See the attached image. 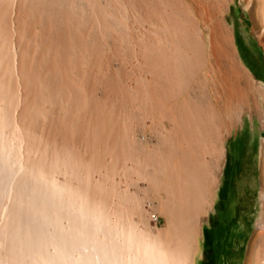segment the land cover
<instances>
[{
    "label": "rangeland",
    "instance_id": "374dc122",
    "mask_svg": "<svg viewBox=\"0 0 264 264\" xmlns=\"http://www.w3.org/2000/svg\"><path fill=\"white\" fill-rule=\"evenodd\" d=\"M263 2L0 0V148L20 165L0 195V264L52 261V248L32 256L11 233L34 185L58 207L53 224L72 233L76 216L75 231H87L76 254L106 242L139 259L145 250L175 264H247L264 227V130L258 165L241 149L250 108L264 106ZM215 24L238 67L232 90L210 43ZM219 178L220 232L205 209Z\"/></svg>",
    "mask_w": 264,
    "mask_h": 264
},
{
    "label": "bare ground",
    "instance_id": "6f19581e",
    "mask_svg": "<svg viewBox=\"0 0 264 264\" xmlns=\"http://www.w3.org/2000/svg\"><path fill=\"white\" fill-rule=\"evenodd\" d=\"M164 3V2H163ZM264 3V2H263ZM17 4V3H16ZM10 6V5H9ZM264 11V10H263ZM29 12V11H28ZM5 15V14H4ZM13 17V16H12ZM263 19H264V12H263ZM190 23V22H189ZM207 23V22H206ZM205 23V24H206ZM15 24V23H14ZM195 24V23H194ZM208 25V23H207ZM16 26V25H14ZM209 26H210V23H209ZM176 27V26H175ZM207 27V26H205ZM210 28V27H208ZM219 25H214L213 28H210L213 36L211 38V46L215 49L217 55L220 57L219 60H221V80H223V83H227L228 85H224L226 86L229 90H232V88H234L236 86V83H237V79L236 78V75H237V69L238 67L236 66L235 62H233L231 60V56H233V51L229 45L230 42H228V39H227V36L225 34L226 30L225 28L223 27V25L221 24V33L219 31ZM180 29V28H179ZM192 30V29H191ZM179 31V30H178ZM185 31V30H184ZM16 32V31H15ZM21 32V31H20ZM190 32V31H188ZM196 33V32H195ZM187 34V33H186ZM190 34V33H189ZM210 34V35H212ZM2 35V34H1ZM194 36H197L196 34H194ZM173 37V36H172ZM97 41H99L97 39ZM174 45V44H173ZM194 47V45L192 46ZM49 48V47H48ZM181 48V47H180ZM200 48V47H199ZM212 48V49H213ZM50 49V48H49ZM192 49V48H191ZM201 49V48H200ZM200 49H198L200 51ZM140 52V51H139ZM183 52V51H182ZM52 54V53H51ZM178 54V53H177ZM190 54V53H189ZM197 54L199 55V53L197 52ZM214 54V53H213ZM15 55V54H14ZM18 55V54H17ZM174 55V54H172ZM185 55V54H184ZM181 57V56H180ZM189 58V57H188ZM193 60V59H192ZM1 63V62H0ZM217 64V63H216ZM150 65V64H149ZM218 65V64H217ZM159 66V65H158ZM220 66V65H219ZM165 70V69H164ZM178 70V69H177ZM152 71V70H151ZM180 71V70H179ZM186 73V72H185ZM217 75V74H216ZM147 79V78H146ZM181 79V78H180ZM149 83V82H148ZM147 86V85H146ZM150 86V85H149ZM222 86V85H221ZM223 87V86H222ZM228 91V90H227ZM229 92V91H228ZM177 96V95H176ZM197 96V95H196ZM159 99V98H158ZM231 100V99H230ZM109 102V101H108ZM143 103V102H142ZM232 103V102H231ZM166 104V103H164ZM162 105V104H161ZM164 106V105H163ZM142 107V105H141ZM166 107V106H165ZM200 108V107H199ZM228 108V107H227ZM201 109V108H200ZM203 110V109H202ZM205 110V109H204ZM217 112V111H216ZM190 114V113H189ZM205 114V113H204ZM199 116V115H198ZM201 116V115H200ZM207 116V114H206ZM190 117V116H189ZM171 118V117H170ZM206 118V117H205ZM230 120V119H229ZM233 120V119H232ZM210 122V121H209ZM215 124V122H214ZM208 125V124H207ZM210 127H211V124H209ZM201 126V125H200ZM200 128V127H199ZM194 129V128H193ZM190 131V130H189ZM213 132V130H212ZM209 134V133H208ZM188 136V135H187ZM193 136V135H192ZM196 136V135H195ZM194 136V137H195ZM191 137V135H190ZM6 140V139H5ZM197 141V140H196ZM202 155V154H201ZM194 162V161H193ZM196 162V161H195ZM19 163V162H18ZM18 163L13 160L11 158V155H10V152L9 150H6L5 148L1 147L0 148V195L3 193V192H7L8 190V187L9 186H12L13 182H14V178L15 176L17 175V173L19 172L20 170V165H18ZM23 169V168H22ZM21 169V171H22ZM26 183V182H25ZM31 184V183H30ZM40 185V184H39ZM26 190V189H25ZM28 190V189H27ZM22 191V189H21ZM25 193V191H23ZM22 192V194H23ZM28 193V197L26 198L27 199V209H25V211H27V214H26V217L22 218L23 216H19L20 219H13V229L11 231L12 235L18 240L17 243L19 244H16V247H19L20 250L23 249L25 247H27L28 249H32L34 253L36 250H35V247L39 248V251L44 249L45 251L48 250V252L50 251V249L52 248V251H51V254H48L50 257H52V261L55 260H58L62 257L68 259V261L70 260L71 261V264H79L81 262V260H84L83 257H91L90 258V261H87L84 262L82 261V263L84 262V264H175V261L174 262H171L170 261V257L169 255L167 254H160L159 253V256L157 257L158 259H156L155 257V253L152 252H146L145 254V250L144 251V255L141 257L140 256V259L139 257H135V256H126V260H123L122 259V256L123 255H119V254H115L114 251L116 250L114 249V251L112 252L111 250H113V247H109V249L107 250L106 248L110 245L109 243H98L95 242L96 244H94V246H92L93 248L95 246H98V249L97 251H95L93 249V252L90 251V253L86 254H81L78 253L76 254L74 250H78L76 249V245L78 246V241H84V235L83 233L85 232L83 229L82 231H75V229H77L76 225H77V221H76V216H75V219L73 218L72 219V222L71 219H69L70 221H68L69 223H67V225L69 226L68 229H70L71 227L74 228L72 233L70 231L67 230V233L61 229H59L60 227V223L59 224H53L50 218V213H49V210L48 209H52V208H58L56 206V203H55V206L53 205L54 201H50L52 198V196H49L47 195L46 193H44L42 191V189H39L37 186H31L29 188V191H27ZM3 195V194H2ZM25 195V194H24ZM23 195V198L24 197ZM22 197V196H21ZM20 197V198H21ZM78 200V199H77ZM25 201V199H24ZM56 201V200H55ZM52 202V203H51ZM8 204V203H7ZM15 204V203H14ZM26 204V203H25ZM5 205V204H4ZM2 206V208L4 209H7V206ZM9 205V204H8ZM11 205V204H10ZM264 205V203H263ZM16 206V205H14ZM17 207H20V205H18ZM22 207V206H21ZM10 209V210H9ZM13 208H9L8 207V212L11 211ZM19 210L18 211H22L23 209L21 208H18ZM15 210V209H13ZM53 210V209H52ZM51 210V211H52ZM3 211V209H2ZM264 211V209H263ZM8 212L6 214H8ZM62 212V211H61ZM87 212V211H86ZM19 213V212H18ZM22 213H24L22 211ZM54 214V212H52ZM74 213H76L74 211ZM3 214V213H2ZM20 214V213H19ZM5 215V214H4ZM4 215H1L2 217H5ZM10 215V213H9ZM17 214H15L16 216ZM52 215V214H51ZM61 215V214H60ZM81 215H84V214H81ZM14 216V215H12ZM25 216V215H24ZM52 217V216H51ZM55 217V215L53 216ZM57 219L59 218L58 215H56ZM83 217V216H81ZM87 217V216H86ZM264 217V216H263ZM10 218V217H9ZM70 218V217H69ZM53 219V218H52ZM61 219V218H60ZM68 219V218H67ZM82 219V218H81ZM94 219V218H93ZM56 220V219H55ZM54 221V219H53ZM97 221V219H96ZM95 221V222H96ZM83 222V221H82ZM53 225H52V224ZM92 223V222H91ZM5 224V223H4ZM70 224H72V226L70 227ZM93 224V223H92ZM100 224V222H99ZM9 225V223H8ZM57 225L58 229L54 228V229H51L53 228V226ZM67 225H63V226H67ZM87 225V224H86ZM98 225V224H97ZM97 225H94V226H97ZM52 226V227H51ZM103 226V225H102ZM56 227V226H55ZM62 228V226H61ZM100 230H101V227H99ZM64 229V228H63ZM72 230V229H71ZM103 230V229H102ZM101 230V231H102ZM69 232V233H68ZM103 232H107V230L105 229V231ZM110 232V231H108ZM71 233V234H70ZM128 234V233H126ZM83 235V236H82ZM130 236V235H129ZM120 237V236H119ZM117 237V239L119 238ZM123 237V236H122ZM111 238V237H110ZM121 238V237H120ZM134 238V237H133ZM11 239V238H10ZM139 239V238H138ZM100 240V239H99ZM119 240V239H118ZM121 240V239H120ZM147 240V239H146ZM145 240V241H146ZM7 241V240H6ZM101 241V240H100ZM132 241V240H131ZM142 241H144L142 239ZM150 241V239H149ZM14 242V241H13ZM12 242V244H13ZM124 242H127L126 240ZM145 243V242H144ZM150 242H148L149 244ZM153 243V242H152ZM156 243V242H154ZM11 244V243H10ZM15 244V242H14ZM113 244V243H112ZM127 244V243H126ZM147 244V245H148ZM151 244V243H150ZM132 245V244H131ZM140 245V243H139ZM88 246V245H87ZM103 246V248H101ZM136 246V245H135ZM150 246V245H149ZM147 247L150 249V247ZM153 246V245H151ZM160 245H158L159 247ZM81 247V245H80ZM85 248V246H83ZM119 247V246H118ZM136 247H139L138 245ZM156 247V245H155ZM14 248V247H13ZM17 248V250L19 249ZM88 248V247H87ZM97 248V247H96ZM142 248V247H141ZM146 248V246L144 247ZM146 248V249H147ZM165 248V247H164ZM16 249V248H14ZM122 249V248H121ZM156 249V248H155ZM30 250V251H32ZM102 250H105V251H102ZM110 250V251H109ZM130 250V249H129ZM140 250V249H139ZM153 250V249H152ZM162 250V249H161ZM164 250V249H163ZM163 250L161 251V253H163ZM172 250V249H171ZM175 250V249H174ZM29 251V250H28ZM39 251L37 250V252L39 253ZM43 251V250H42ZM41 251V252H42ZM79 251V250H78ZM83 251V250H82ZM18 252V251H17ZM20 252V251H19ZM22 252V251H21ZM26 252V251H25ZM122 252V251H120ZM138 252V251H137ZM177 252V251H175ZM36 253V252H35ZM32 254L33 255H35ZM37 253V254H38ZM119 253V252H118ZM154 253V254H153ZM165 253V252H164ZM170 253V256H171V253L173 252H169ZM178 253V252H177ZM16 254V253H15ZM20 254V253H19ZM28 254V253H27ZM26 254V255H27ZM30 254V252H29ZM29 254H28V257H29ZM30 254V255H31ZM41 254V253H39ZM131 254V253H130ZM133 254V253H132ZM135 254V252H134ZM138 254V253H136ZM157 254V253H156ZM180 254V253H179ZM22 255V254H21ZM21 255L19 257H21ZM25 253L23 254L22 258L18 259L19 261L21 260V262L24 260L25 262H28V260L26 261L25 257L24 256ZM42 257L43 256H46L45 254H41ZM47 255V256H48ZM16 256V255H15ZM31 258L33 260V263H35V260L36 258H38L37 256L40 257V255H36V258ZM48 256V257H49ZM56 256V257H54ZM120 257L121 260H117V257ZM123 256V258L125 257ZM182 256V255H181ZM25 257V258H24ZM47 257V258H48ZM49 257V258H50ZM82 257V259H81ZM172 257H175L174 254ZM14 258V256H13ZM23 259V260H22ZM41 259V258H40ZM43 261H44V257L42 258ZM42 259L40 260V262L42 261ZM87 259V258H86ZM51 261V259H49ZM48 259L46 260L45 264L47 263V261H49ZM23 261V262H24ZM51 261V262H52ZM187 261V260H185ZM8 262V261H7ZM24 262V263H25ZM30 262V261H29ZM38 262H39V259H38ZM37 262V264H38ZM89 262V263H88ZM62 262H60L59 264H61ZM81 263V264H82ZM184 263V262H183ZM23 264V263H22ZM42 264V263H41ZM48 264V263H47ZM68 264V263H67ZM247 264H264V227L262 230H259V232L256 234V236L254 237L253 241H252V244H251V248H250V253H249V256H248V259H247Z\"/></svg>",
    "mask_w": 264,
    "mask_h": 264
},
{
    "label": "crops",
    "instance_id": "0c3cea01",
    "mask_svg": "<svg viewBox=\"0 0 264 264\" xmlns=\"http://www.w3.org/2000/svg\"><path fill=\"white\" fill-rule=\"evenodd\" d=\"M255 91L260 93L261 97H264V90L260 88ZM220 105H221V101H220ZM250 111L252 116L255 117L256 120L249 125L248 132L250 133V137L246 145L242 144L241 149L243 151L248 150V152L250 153L251 151H254L256 164L258 165L259 158L261 155V148H262V141H261L262 131L264 130V122L261 120V117L264 116V106L261 105V102L259 103L258 101H256L254 105L250 108ZM241 128L242 127H240L239 130H242ZM218 130L220 131V122L218 124ZM235 138H236V134L234 135V139ZM219 140H220V135H219ZM219 187H220V178H219L218 187L213 193L211 205L209 206L208 204L207 208H205L207 209L206 224H210V221L213 220L212 217L213 215L216 216L215 217L216 220L214 221L220 224V194L218 191ZM217 205L219 206L217 207Z\"/></svg>",
    "mask_w": 264,
    "mask_h": 264
},
{
    "label": "flooded vegetation",
    "instance_id": "af4514ba",
    "mask_svg": "<svg viewBox=\"0 0 264 264\" xmlns=\"http://www.w3.org/2000/svg\"><path fill=\"white\" fill-rule=\"evenodd\" d=\"M252 64L254 65V64H256V62L255 61H252ZM257 65V64H256ZM212 222L214 223V222H216V221H213L212 220ZM216 224H217V230H218V232H220V224H218V222H216Z\"/></svg>",
    "mask_w": 264,
    "mask_h": 264
}]
</instances>
